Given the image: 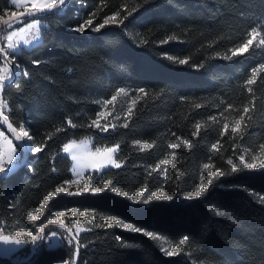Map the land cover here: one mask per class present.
<instances>
[{
	"label": "trees",
	"instance_id": "obj_1",
	"mask_svg": "<svg viewBox=\"0 0 264 264\" xmlns=\"http://www.w3.org/2000/svg\"><path fill=\"white\" fill-rule=\"evenodd\" d=\"M9 2L0 0L1 14L15 12ZM93 12L94 25L116 12L124 23L107 25L101 32L72 30ZM43 20L42 41L23 47L15 57L10 54L28 75L18 71L3 91L8 119L18 129L26 124L36 146L43 147L28 153L26 163L0 181L5 234L19 228L35 233L46 224L50 210L87 211L93 216L85 223L90 230L78 235L77 264H264V169H247L239 160L245 151L264 144V45L253 43L243 55L225 58L249 38L253 27L264 38V0H71L64 12ZM181 59L188 63L179 64ZM253 68L259 70L255 83L248 85ZM120 88L148 93L135 99L128 127L108 132L89 127L100 101L111 99ZM244 107H249L252 120L246 117L247 129L233 134L232 124ZM225 123L228 132L221 135ZM84 137L92 138L95 146L118 143L116 159L122 167L100 173L102 179L87 174L83 183L89 186L91 175V187L108 183L128 196L104 189L57 194L44 201L72 179L71 160L62 154V146ZM136 141L151 147L142 149ZM205 163L211 166L208 170ZM217 171L225 175L217 177ZM153 192L172 199L140 202ZM44 204L48 207L39 220L26 219ZM112 216L172 242L184 236L188 240L169 256L161 239L118 225L95 227ZM48 226L50 231L56 228ZM33 252L30 243L12 258ZM74 254L75 243L52 249L43 244L30 261L19 264H55L75 259ZM15 262L0 257V264Z\"/></svg>",
	"mask_w": 264,
	"mask_h": 264
},
{
	"label": "snow or ice",
	"instance_id": "obj_2",
	"mask_svg": "<svg viewBox=\"0 0 264 264\" xmlns=\"http://www.w3.org/2000/svg\"><path fill=\"white\" fill-rule=\"evenodd\" d=\"M12 5L15 7H20V0H12ZM64 6L70 7L71 6V0H31L30 7L33 9L32 12H29L26 17L20 18L17 17L13 21L9 22L8 20H4L0 18V22L3 23L4 28L0 29V31H7L9 34L6 35L4 38L6 42V47H0V59H3L7 62V58L9 57V49H11V56L15 57L17 54H22L23 51V45H31L34 42H37L41 39V29L46 28V25H43L41 21L46 18L48 14H56V10L60 7ZM13 16H15V13H12ZM96 15L95 12L91 13L90 16L87 19H84L82 22L79 23L77 27H75L74 31L83 33L87 30H90L92 32H101L102 29H105L107 25H112V24H123V20H118L117 18L120 16L119 12H116L114 15H109L103 18L102 22L95 24L93 21V17ZM128 15H131V13H128ZM15 25L20 26V32H28L30 38H22L20 40H14V37L18 36L19 33L14 29ZM26 25V26H25ZM127 27V25L125 26ZM34 30V31H31ZM260 35L256 27H253L251 31L248 33V39H246L245 42L239 44L238 47H233L230 49L231 56H226V59H231V57L238 56V55H243L246 53L250 46L253 45L254 39ZM170 39H175V37H170ZM141 43H146V41L141 40ZM259 43L261 45H264V38H261L259 40ZM169 60H172V57H167ZM33 63H39V61H33ZM188 63L186 59H181L179 60V64L183 65ZM15 70L22 72L24 76H27L28 73L26 70L21 69L20 65L18 63L14 64ZM260 67L264 68V65H260ZM259 69L258 68H253L251 69V77L247 79L246 83L248 85H252L255 83V78H256V73ZM13 76L12 70H10L7 67V63L4 68L0 69V93H2L5 89V81H9L11 83V77ZM125 90L123 88H120L117 92L116 95L111 96L110 100L105 101L106 104L112 103V101H115L117 96L120 95V93H123ZM249 93L253 91L251 87L247 89ZM139 93L144 94L145 96L148 95V93L145 91L144 88L138 89ZM135 103V101H133ZM197 108L200 107L199 104L196 105ZM250 109L249 107H244L243 108V114L239 116V119L235 120V125L232 128V133H243L247 129V123L245 122L246 117L248 121L252 120V116L249 114ZM132 114V108H128L127 110V115L131 116ZM0 117L3 118V121L6 123L8 121V116L4 115L2 111H0ZM104 117V112L99 111L97 114V117L95 119H92L90 124L88 125L89 127H95L96 129L100 130V132H108L109 128H112L113 131L117 127L116 124H109L108 122H105L103 125L101 124V119ZM211 119L215 120L216 117L213 116ZM67 124L76 127L75 124H73L71 119L67 120ZM3 125H0L2 127ZM123 127L127 128L128 123H124ZM196 131L199 132L201 125L199 123L196 124ZM7 128L10 131L11 134H13L14 139L16 141H20V147L21 148H28L29 150H34L35 152H41L43 150V147H37L35 142H34V136L29 133L24 127V125L21 123L19 126V129L13 127L12 124H7ZM229 125L225 123L223 125V132L221 135L224 133L228 132ZM4 133L0 132V136H3ZM175 135V133H173ZM193 135H196V133H193ZM47 139H51V136H48ZM10 147V151L7 155V158H5L0 155V181H3L4 179H7L10 175L14 174L15 169L17 168L18 164L22 163V159L19 156L17 152V146L12 145V141L8 140ZM85 142H81V144H84ZM137 144H140V141H136ZM185 145H187L189 142L185 140L183 142ZM219 143V141H217ZM76 145V141L73 140L71 143H66L63 146V152L67 153L73 146ZM30 146V147H29ZM142 149H149L151 145L149 143H143L140 144ZM120 145L116 144L114 146L108 147L104 146L103 148L97 147L95 149L96 153H104V158L102 160L96 161L94 163L88 164L79 154L76 152L72 153V160L75 162L73 167H72V172L74 174L75 178L72 179H67L64 180L62 184L59 186L55 187L54 190H52L48 195H45L43 197L44 201H48L50 197H57V194H67V195H77L82 192H92V193H99L103 191L104 189H110L111 192L117 193L118 195H124L128 196V193H119L117 192V188L114 186H111L108 183H104L102 186H96V187H91L90 182H91V175L89 176V186H86L84 188L77 187L76 192H71L69 189L73 185L79 186L80 184V179L83 177L84 171L86 168L91 167L94 172L97 173V175L102 179V176H100V173H107L111 168L115 169H120L121 168V162H118L117 159L115 158V154L117 153V150L119 149ZM171 148H177V144H171L169 145ZM213 148L216 147L215 144L212 146ZM259 148L261 149L260 155L256 156L253 155L251 157L252 162L248 163L245 161V156L240 155L239 160L244 163V166L247 169H264V144L259 145ZM90 151V149H88ZM15 158V160H14ZM166 163H171V161H166ZM227 164L231 166V170L233 172L237 171V164L233 162L232 159L227 160ZM7 165V167H6ZM159 167V166H157ZM211 166L207 163L203 165V168L205 170H208ZM53 171H55V168H53ZM166 175V174H165ZM209 176L212 175L211 172L208 173ZM217 177L225 175L223 171H217L215 173ZM212 180L209 179L207 181V185H211ZM67 185L68 187H65ZM206 191V187L203 189ZM200 193H197V196H199ZM142 193L138 192L136 193V196L139 197L141 196ZM196 197L189 196L187 199H194ZM172 199L171 196H158L156 193H152L150 196L145 197L143 201H140L142 203L147 204L150 200H170ZM47 204H44L41 206V208H38L36 211H32L30 214L26 216V219L28 221L35 222L40 219L41 215L43 214L42 209L47 208ZM39 213V214H38ZM223 213L221 212H216V215H222ZM81 216H89V212L83 211L80 213ZM54 216V218H52ZM68 216V211H54L52 212L50 210L49 212V218L46 221V224L44 226L39 227L36 232L34 233L33 231L26 230L24 228H19L18 230H15L12 234H5V225L0 224V244L3 245H16L18 247H22L25 244L31 243L33 245H36L38 241H42L45 239H52L57 237L58 233L56 231H52L50 236H44L41 235L45 232V228L48 225H57L60 228L66 229L68 233H72L73 229L71 227H68L65 222H64V217ZM113 225H118L126 230H130L132 232L136 233H141L153 240H159L162 239L159 237L157 234H155L152 231H144L140 227H136L131 223H125L121 220H118L116 216H112L110 219L105 220L103 224H96V228H104L105 226L107 227H112ZM90 229H82V228H77L76 233L77 235L82 232V231H89ZM67 243L68 245H73V243H76L75 247V253L78 254L80 251V245L78 239L76 237H73L69 235L67 238ZM117 241L121 240V237L117 236L116 237ZM188 240L187 236H184L183 239L180 240L179 244H184L185 241ZM175 247H179V245H175ZM16 249L15 248H6L4 250V254L8 255L11 252H14ZM166 255H176L174 252H165ZM63 264H68V261L65 260ZM73 264H75V260H73Z\"/></svg>",
	"mask_w": 264,
	"mask_h": 264
},
{
	"label": "rangeland",
	"instance_id": "obj_3",
	"mask_svg": "<svg viewBox=\"0 0 264 264\" xmlns=\"http://www.w3.org/2000/svg\"><path fill=\"white\" fill-rule=\"evenodd\" d=\"M30 3H31V0H20V7L22 5H24V4H29L30 5ZM9 7L15 8V6L12 5V0H10V2H9ZM16 8H18V7H16ZM66 8L64 6H60L56 10V12H58V13L64 12L66 10ZM10 15H12L11 11L7 10L3 14L0 13V18L4 19V18H6V17H8ZM41 23L43 25H46L44 20H42ZM15 26H14V29L20 27V26L19 27H15ZM15 31H17L19 33V35L14 37V40H20L22 38H30L29 33L28 32H20V28L19 29H15ZM31 31H34V30H31ZM5 33H6L5 31H0V47H1V44L4 42L3 41V36L5 35ZM42 34H43V28L41 29V39L39 41L34 42L31 45H23L22 47L31 48V47L39 44L42 41V36H43ZM261 38H263L262 35L261 34L258 35L254 39L253 43L260 44L259 40ZM4 44H5V46L4 45L3 46L6 47V42ZM8 51L11 54V49H9ZM11 59H14V58L11 57ZM6 63H7V67L10 70H12V72H13V69L11 67L10 61L8 59H7V62L5 60H3V59H0V69L4 68ZM13 75H14V72H13ZM12 78H13V76L11 77V79ZM123 89L125 91L123 93H120V95L117 96L116 100L112 101V103L106 104L105 101H100V110L99 111H103L104 112V117L100 118L102 125L105 122H108L109 124H116L117 126H122L124 123L127 122L128 118H129V116L127 115L128 108H132L133 109V106H134L133 101H135V99L138 96H140V94H142V93H139L138 91L132 92L131 90L126 89V88H123ZM0 111H2L4 114L8 113V105H7L6 101L4 100L3 92L0 93ZM0 125H3L2 127H0V132L4 133L3 136H0V155H2L5 158V160H6L7 155L9 153V151H10V147H11L9 145V143H8V140H11L12 141V145L17 146V152H18L19 156L21 157V159L23 160V158L25 156V150H24V148H21V147H20V149L18 148V146H20V144H21L20 141H16L14 139L13 134H11L10 131L8 130L7 125L3 121L2 117H0ZM232 125L234 127L235 122H233ZM25 126H27V125L24 124V127ZM109 129H112V128H109ZM27 131H29V130L27 129ZM73 140L76 141V145H74L73 148H71L69 150V152H67V153L63 152V146L66 143H71ZM82 141L85 142V143L81 144ZM66 143L62 146L61 152H62V154L68 156L70 158V160H71V174H72V178H75L74 174L72 172V167H73V165L75 163L72 160V158H71L73 152H76L77 154H79L88 164L94 163V162L102 160L104 158V155H105L104 153H102V152L101 153H96L95 152V149L97 147L103 148L104 146H95L94 143H93V139L90 138V137H84V138H81V139H71V140H68ZM116 144H118V143H116ZM116 144H114V145H116ZM114 145H110L108 147H111V146H114ZM88 149H90V151ZM32 151H34V150H29L28 153H31ZM118 151H119V149L117 150V153H118ZM260 152H261V149H258L257 151H254V152H251V153L250 152L248 153V152L245 151V153H247V154H245L246 155L245 156V161H247L248 163H251L252 162L251 157L253 155L259 156ZM117 153L115 154V158H116ZM14 160H15V158H14ZM121 165H122V163H121ZM6 167H7V165H6ZM113 169H115V168H113ZM257 169H260V168H257ZM92 173H96V172H94L91 167L86 168L85 171H84L83 177L80 179L79 186L73 185L69 190L71 192H76L77 187H80L81 189L86 187L87 184L83 183L85 181L84 178H85V176L87 174H92ZM65 187H68V186L65 185ZM83 193H86V192H82L80 194H83ZM77 195H79V194H77ZM81 212L82 211H68V216H66V218H67L66 222L73 229V233L75 235H77V233H76V229L77 228L86 229V224L85 223L93 216L92 213H89V216H81L80 215ZM50 230H52V229H50L49 226H47L45 228V232L43 234H41V235L45 236V235L51 233L52 231H50ZM53 231H56V228L53 229ZM82 232H84V231H82ZM69 235L70 234L68 232L65 233V234H62V236H61V234H58L57 237L45 241L46 242L45 245H46V247L48 249H52V248H56L58 246L64 245V244L67 243V239L66 238ZM161 238H162L161 239V243H162L165 251H169V252H174L175 253L178 250V248L180 247V244L177 243V242L169 241V240H167L164 237H161ZM40 242L41 241H38L37 245L36 246L34 245V253L42 245V243H40ZM29 244L30 243L25 244L22 247H18L16 245H3V244H0V257L1 258H11V259L15 260L16 262L21 260V259H23V258H27V257L12 258V255L15 254L16 252H18L19 250L25 249ZM175 245H179V247H175ZM6 248H15L16 250L14 252L9 253L8 255H5L4 254V250ZM55 264H62V263H55Z\"/></svg>",
	"mask_w": 264,
	"mask_h": 264
},
{
	"label": "water",
	"instance_id": "obj_4",
	"mask_svg": "<svg viewBox=\"0 0 264 264\" xmlns=\"http://www.w3.org/2000/svg\"><path fill=\"white\" fill-rule=\"evenodd\" d=\"M32 11H33V9H31V10H27V11L15 12V16L10 15V16L4 18V20H8L9 22H11V21H13L14 19H16L17 17L24 18V17L27 16V14H28L29 12H32ZM3 27H4L3 23L0 22V29H2ZM7 59L10 61L11 67H12L13 72H14L13 78L11 79V81H12L11 83H14V81L16 80V77H17V75H18V71H16V70H15V67H14V64L16 63V61H15V59H11L10 56H9ZM11 83H9V81H5V85H7V84H11ZM3 114H4V113H3ZM4 115H6V114H4ZM7 124H12L11 121H10L9 119H8V121L6 122V125H7ZM12 126L15 127L13 124H12ZM15 128H16V127H15ZM25 129L27 130V126H25ZM17 130H18V128H17ZM20 143H21V142H20ZM29 147H30V146H29ZM24 150H25V156H24V158H23V160H22V163L19 164V165L17 166V168L20 167V166H22V165H24V164L26 163V158H27V154H28L29 149H28V148H24ZM69 234H70V233H69ZM70 235L73 236V237H76V239H78V236H76V235L73 233V231H72V233H71ZM78 241H79V240H78ZM74 243H75V242H74ZM36 245H37V244H36ZM36 245H35V246H36ZM79 245H80V243H79ZM75 247H76V243H75ZM79 252H80V251H79ZM33 255H34V252H33L30 256H28L27 258H23V259H21V260L15 262L14 264H19V263H21V262L30 261V260L32 259ZM78 257H79V253L76 254V256H75V264L78 263Z\"/></svg>",
	"mask_w": 264,
	"mask_h": 264
},
{
	"label": "built area",
	"instance_id": "obj_5",
	"mask_svg": "<svg viewBox=\"0 0 264 264\" xmlns=\"http://www.w3.org/2000/svg\"><path fill=\"white\" fill-rule=\"evenodd\" d=\"M63 219H64L65 224H66L68 227H70L69 224H67V222H66V221H67V218L64 217ZM44 225H45V224H44ZM44 225H43V226H44ZM56 232H57L58 234H61V236H62V234L67 233L66 229H64V228H60L59 226H57V228H56ZM50 234H51V233H49V234H47V235H45V236H50ZM47 240H49V239L42 240L40 243H42V245H43V244L46 243L45 241H47ZM73 260H74V257H73V258H70V259H67L68 264H73ZM63 262H64V261H63ZM63 262H58V263H62V264H63Z\"/></svg>",
	"mask_w": 264,
	"mask_h": 264
},
{
	"label": "crops",
	"instance_id": "obj_6",
	"mask_svg": "<svg viewBox=\"0 0 264 264\" xmlns=\"http://www.w3.org/2000/svg\"><path fill=\"white\" fill-rule=\"evenodd\" d=\"M32 8L30 7V5L29 4H24V5H22L21 7H18V8H16L15 7V12H20V11H27V10H31ZM20 28V27H19ZM19 28H15V29H19ZM15 29H13V30H15ZM9 33L8 32H6L5 33V35L3 36V44L5 43V40H4V38L6 37V35H8ZM4 46H5V44H4ZM56 226V228H57V225H55ZM77 236V235H76Z\"/></svg>",
	"mask_w": 264,
	"mask_h": 264
}]
</instances>
